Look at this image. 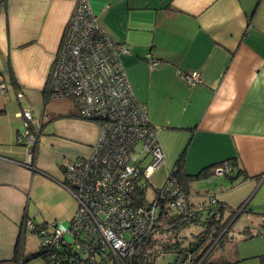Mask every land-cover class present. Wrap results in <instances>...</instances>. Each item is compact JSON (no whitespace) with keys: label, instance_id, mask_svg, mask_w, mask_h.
<instances>
[{"label":"crops","instance_id":"obj_1","mask_svg":"<svg viewBox=\"0 0 264 264\" xmlns=\"http://www.w3.org/2000/svg\"><path fill=\"white\" fill-rule=\"evenodd\" d=\"M74 3L4 0L0 7V264H46L36 254L39 243L33 254L24 240L28 230L16 246L22 221L36 214H28L37 199L32 191L38 196L40 185L62 192L60 216L71 218L61 165L88 157L98 140L97 124L79 117L72 99L47 108L43 97ZM89 6L110 40L128 50L120 60L135 100L158 129L165 172L179 158L186 174L207 169L199 181L228 183L220 179L197 194V180H189L191 202L245 204L264 214V0H89ZM188 71H198L201 82L188 84L181 74ZM23 109L41 123L33 169L21 164L26 148L17 142ZM224 161L235 169L216 166ZM226 166L229 173L217 172ZM236 170L255 178L243 181ZM57 215L44 213L41 222L56 224L45 218ZM262 218L254 216L255 225ZM263 234L225 244L206 264H264Z\"/></svg>","mask_w":264,"mask_h":264},{"label":"built area","instance_id":"obj_2","mask_svg":"<svg viewBox=\"0 0 264 264\" xmlns=\"http://www.w3.org/2000/svg\"><path fill=\"white\" fill-rule=\"evenodd\" d=\"M127 52V48L113 44L101 29L89 0H75L46 78L43 97L72 99L78 116L94 121L98 127V140L91 156L67 159L61 165L67 189L73 190L71 195L77 202L73 234L92 239L94 245H106L122 257L130 258L134 246L152 227L161 199L185 215L192 208L169 170L166 180L148 200L147 208L138 206L133 213L129 210V195L135 181L141 178L147 182L148 175L164 155L158 129L149 124L145 107L135 100L129 86L120 60ZM181 74L190 85L201 82L198 71ZM20 115L23 132L17 142L26 148L21 164L33 169L41 123L29 109H23ZM231 170L226 166L217 172L223 174ZM24 220L20 229L35 228L27 217ZM52 225L48 223L42 230L41 254L46 264H61L56 253L64 233L59 228L50 230ZM125 230L135 236L134 242L125 240ZM73 241L71 245L77 253L79 243L76 238ZM90 251L91 247H87L86 255Z\"/></svg>","mask_w":264,"mask_h":264},{"label":"trees","instance_id":"obj_3","mask_svg":"<svg viewBox=\"0 0 264 264\" xmlns=\"http://www.w3.org/2000/svg\"><path fill=\"white\" fill-rule=\"evenodd\" d=\"M258 3L259 2H257L255 8L257 7ZM3 4L4 0L0 2V7ZM254 11L255 10H253L249 15V22ZM113 44L119 45L114 42ZM9 71L11 75V81L14 83L13 74L10 69ZM222 164H226L235 169V164L231 161H224L222 163H218L216 166ZM206 170L207 169H203L195 175H189L184 172L180 158L179 161L177 160L175 162L174 167L172 168V174L175 175L181 191L186 195L187 203H189L190 207L192 208L191 212L193 213L186 215L182 214L176 209L171 208L166 200L161 199L152 227H150L149 230L144 233L142 238H140V241L134 246L133 253L130 258L122 257L119 255V253L113 252L106 245H94L92 239H86L80 234L74 235L72 221L74 219L76 210L69 219V226L67 229L69 230L71 240L67 241L65 239V234H63L59 240L60 249L56 253V258L62 261L61 264H155V261L158 257L165 254H174V262L168 264H182L184 261H187L189 264H206L210 262L211 252L216 250L217 247L221 248L227 243H232L233 245L234 242L238 240L249 239L264 233V214L254 212L253 210L249 209L247 205H245L241 213L237 215L232 224L224 232L223 230L225 229L228 222H230V220L234 217L239 207L233 210L226 207L225 204L219 201L209 202L208 204L202 202V205H196L195 208L193 207L191 201L189 200L190 198L188 197V181L207 178ZM235 172L236 177H241V180L243 181L255 178L249 177L246 172L242 170H236ZM227 176L229 175L227 174ZM230 178L232 179L234 176L230 175ZM59 182L70 195L73 194V190H70L69 192L67 189L68 182L65 180L64 170H62V179ZM146 185L147 182L143 181L141 178L135 181L133 192L129 195V203L127 202L129 204V210L132 213L138 206L147 208L148 199L146 198L144 188ZM242 212H248L254 216H260L263 218L260 220V223L255 226V228L245 227L240 232V237H236V235L233 234L234 231L232 230L235 221L239 218ZM129 218L133 220L132 217ZM27 219L31 220L33 225H35V228L30 229V232L38 234L39 237L42 235L43 228L49 223L47 221L37 223L31 218L27 217ZM51 223H53V225L51 226L50 230L59 228L54 222ZM124 232L123 237L125 240H132L133 242L135 241L136 238L133 236L131 231L127 230L125 233ZM222 232L223 234L220 236ZM73 238H76L77 242L79 243V248L76 251L77 253L73 251ZM191 238L194 239V241H191ZM21 240L22 238L19 236L17 241L21 242ZM18 242L16 244L17 247ZM209 243L212 245L215 243V245L212 247L208 255L203 258L202 261H200L199 258H201L206 253L207 249L209 248ZM87 247H91L89 255H86ZM33 256L34 255H31L30 258ZM91 258L93 259L92 262L90 261Z\"/></svg>","mask_w":264,"mask_h":264},{"label":"rangeland","instance_id":"obj_4","mask_svg":"<svg viewBox=\"0 0 264 264\" xmlns=\"http://www.w3.org/2000/svg\"><path fill=\"white\" fill-rule=\"evenodd\" d=\"M54 56H53V59H54ZM51 64H52V62H51ZM51 64H50V67H51ZM49 70H50V68H49ZM63 99L65 100V99H68V98L65 97ZM63 99H60V100H63ZM55 101L47 99L46 107L48 108V107H51V106L57 104ZM92 153H93V148H92V151H91V153H90V155L88 157H90ZM88 157H86V158H88ZM158 162L159 163L157 164V167L152 171V173H150V175H148L147 185L144 186L146 198L148 200H150L152 198L153 194L155 193V190L163 183L164 180H166V177L168 176L167 171L165 172V169H163L164 167L162 168V166L165 163V158L162 155H161V159ZM223 178H225V177H220V178H218V180L211 179L209 182H207L206 180H203V181L197 180V181L194 182L195 185H193V190H195V192L197 194H198V192H204V190H206V189L213 190L216 186L217 187L220 186L221 183H220L219 180L220 179L224 180ZM224 181H226V178H225ZM224 181H222V182H224ZM226 183H228V181H226ZM229 183H230V181H229ZM39 189H40V192H39L38 196H37V194L34 193V191H32V193L34 194V196H36L37 199H32L30 201L28 214L30 216H32L36 212L35 217L32 218V220H34L35 222H41L42 219H43L42 217H43L44 213H51V212L58 213L57 217L56 216L55 217L47 216L45 219L46 220H52L51 218H56L57 226L65 234V239L67 241H70L71 237H70L69 231L67 230L68 226H69V219L70 218L67 219V217H65L64 215H62V217L60 216V213H62V207H60L59 205L62 203V199L64 197V194L62 192H60V191H57L56 193H54L53 191L49 190L48 188H45L44 186H40V185L38 186V190ZM67 194L70 197V203L71 204L67 203L68 207H66V208H69V211H70V208H72V212H71L70 215H73L75 210H76V207H77V202L69 193H67ZM199 197H203L205 199L204 195H199ZM191 203H192L193 207L195 208L196 204H194V202H191ZM203 203L208 204L209 202L206 201V202H203ZM200 205H202V203ZM225 206L227 207V205H225ZM238 207H239L238 210H240V209L243 210L245 206H243L241 204ZM238 207H233V210L237 209ZM192 213L193 212H190V214H192ZM66 216H68V215H66ZM253 217H254L253 214H249L247 212H243L239 216V218L235 221V223H234V226H233V231L234 232H233V234H235L236 237H240V232L245 227L254 228L256 226L255 225L256 221L253 219ZM24 221L25 220L22 221L20 227L23 225ZM48 222H50V221H48ZM228 224H229V222H228ZM228 224L226 225V227L223 230V232L225 230H227ZM25 230H27V229H20V234H19L20 238H23ZM223 232L220 234V236L223 234ZM25 238H26V243L29 242V244H30V248L32 250L31 253L35 254L37 252L36 244L40 242L39 235L35 234V233H32V232H30V230H28L27 232H25L24 240H25ZM191 241H194V239L191 238ZM216 241H215V243H216ZM215 243H213V245L211 243H209V248L207 249L206 253L201 258H199L200 261H202L203 258H205L208 255V253L211 251V249L215 245ZM20 244H21V242H18V247L20 246ZM235 244H237V241L235 242ZM216 250H220L219 247H217ZM36 254L37 255L40 254L43 257L44 261H45L44 255L41 254L40 247H38V253H36ZM213 254L216 255L217 251H213ZM218 256L221 257V255H218ZM225 257L227 258V256H225ZM174 259H175V255L174 254H165V255H162V256L158 257L156 259V261H155V264L173 263ZM182 264H189V263L187 261H184Z\"/></svg>","mask_w":264,"mask_h":264},{"label":"water","instance_id":"obj_5","mask_svg":"<svg viewBox=\"0 0 264 264\" xmlns=\"http://www.w3.org/2000/svg\"><path fill=\"white\" fill-rule=\"evenodd\" d=\"M243 206H245V204H243ZM242 209L238 210L237 213L234 215V217L230 220L227 228L231 225V223L233 222V220H235V218L237 217V215L241 212ZM22 263V262H21Z\"/></svg>","mask_w":264,"mask_h":264}]
</instances>
